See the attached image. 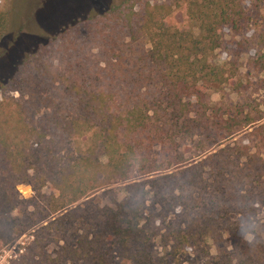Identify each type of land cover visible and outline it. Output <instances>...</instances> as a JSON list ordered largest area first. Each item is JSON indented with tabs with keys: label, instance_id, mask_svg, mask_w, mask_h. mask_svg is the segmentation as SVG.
Here are the masks:
<instances>
[{
	"label": "trees",
	"instance_id": "obj_1",
	"mask_svg": "<svg viewBox=\"0 0 264 264\" xmlns=\"http://www.w3.org/2000/svg\"><path fill=\"white\" fill-rule=\"evenodd\" d=\"M105 1L23 53L0 14V238L38 228L16 264H264V125L209 94L235 86L212 58L243 0ZM117 184L114 207L79 205Z\"/></svg>",
	"mask_w": 264,
	"mask_h": 264
},
{
	"label": "rangeland",
	"instance_id": "obj_2",
	"mask_svg": "<svg viewBox=\"0 0 264 264\" xmlns=\"http://www.w3.org/2000/svg\"><path fill=\"white\" fill-rule=\"evenodd\" d=\"M150 1L167 3L170 0ZM243 4L249 23L240 34L228 30L224 46L212 58V62L224 67L229 75H235V86L213 87L209 94L213 104L231 108L238 104L246 105L248 110L254 113L255 119L259 120V125H264V72L259 70L257 64L264 54V0H243ZM106 7L105 0H0V14L9 16L11 22L9 49L18 45V51L21 53L36 37L47 35L44 27L53 28L54 25L64 23L74 12L95 8L104 10ZM178 20L181 22L182 16L179 15ZM3 54L0 50V57L5 56ZM17 190L25 200H32L37 195V190L31 183H20ZM43 192L51 194L55 193V190L49 186ZM123 198L122 185L117 184L81 201L79 205L90 200L91 207H114ZM258 211L259 219L264 222V206ZM148 213L152 219L157 214L153 207H150ZM21 223L15 235L0 238V264H16L27 254L28 248L35 240L38 228L27 230L24 219H21ZM253 223L256 224V221ZM164 226L163 219L157 218L155 232L158 244L164 235ZM254 238L255 235H248L246 243L250 244ZM55 249L54 246L51 247V251ZM215 250L216 246L213 252ZM192 259L194 264L198 263L197 259Z\"/></svg>",
	"mask_w": 264,
	"mask_h": 264
}]
</instances>
